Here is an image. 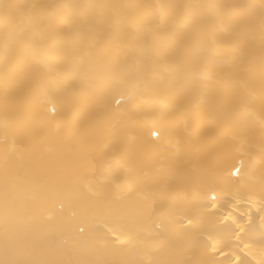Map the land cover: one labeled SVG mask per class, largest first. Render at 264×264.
Here are the masks:
<instances>
[{"label":"bare ground","instance_id":"obj_1","mask_svg":"<svg viewBox=\"0 0 264 264\" xmlns=\"http://www.w3.org/2000/svg\"><path fill=\"white\" fill-rule=\"evenodd\" d=\"M0 264H264V0H0Z\"/></svg>","mask_w":264,"mask_h":264}]
</instances>
